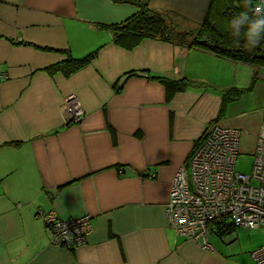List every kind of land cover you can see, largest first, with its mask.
I'll use <instances>...</instances> for the list:
<instances>
[{"label":"crops","instance_id":"obj_1","mask_svg":"<svg viewBox=\"0 0 264 264\" xmlns=\"http://www.w3.org/2000/svg\"><path fill=\"white\" fill-rule=\"evenodd\" d=\"M137 1L193 29L211 0H0V264L253 262L233 261L230 245L216 249L207 237L204 248L178 234L165 212L175 172L217 117L220 89L247 88L253 68L159 39L116 45L110 26L134 13ZM96 49L69 75L44 69L67 51L81 57ZM156 76L212 88L166 100ZM69 95L83 111L78 121L67 122L61 108ZM263 119L261 68L222 120L240 128L252 150ZM49 211L60 219L88 215L86 241L53 245L43 221ZM216 225L209 233L221 238L248 231L218 234L225 225Z\"/></svg>","mask_w":264,"mask_h":264},{"label":"built area","instance_id":"obj_2","mask_svg":"<svg viewBox=\"0 0 264 264\" xmlns=\"http://www.w3.org/2000/svg\"><path fill=\"white\" fill-rule=\"evenodd\" d=\"M260 11L257 12L256 9ZM264 25V0L253 8ZM61 108L66 121H78L83 111L73 95L67 96ZM212 123L186 164L174 174L165 206L166 216L175 231L204 248H209L208 233L213 225L231 223L246 230L264 233V119L251 151V173L235 169L242 139L240 128ZM51 232V243L72 249L84 243L92 231L88 215L60 219L54 211L43 213ZM254 264H264V243L251 250Z\"/></svg>","mask_w":264,"mask_h":264},{"label":"trees","instance_id":"obj_3","mask_svg":"<svg viewBox=\"0 0 264 264\" xmlns=\"http://www.w3.org/2000/svg\"><path fill=\"white\" fill-rule=\"evenodd\" d=\"M133 4L136 6L134 13L110 26L113 30V42L116 45L129 49L139 44L143 39H159L186 48L201 49L219 58L247 64L253 68L251 82L247 88L229 86L220 89L221 101L215 120L222 118L224 109L229 102L251 90L257 80V70L264 68V25L260 16L253 10L256 0H211L202 22L198 24L197 28L189 30H177V24H174L163 14L150 9L145 2L137 1ZM243 13L247 14V18L242 16ZM256 22H259V28L246 40L247 25ZM243 25L245 26L243 27ZM96 53L97 49L81 57H74L67 51L63 59L44 67V69L49 73L61 72L64 75H69L89 64ZM131 75L133 73L128 74V76ZM155 78L164 87L166 100H170L177 92L190 87L212 88L203 82L190 80L186 77L174 79L167 76H156ZM210 125L211 123L208 127ZM208 127L194 141L192 151L200 144ZM233 226L231 223H226L225 229L222 230L219 227L217 233L221 234L232 229Z\"/></svg>","mask_w":264,"mask_h":264},{"label":"rangeland","instance_id":"obj_4","mask_svg":"<svg viewBox=\"0 0 264 264\" xmlns=\"http://www.w3.org/2000/svg\"><path fill=\"white\" fill-rule=\"evenodd\" d=\"M189 30L187 28L178 27L177 30ZM222 122V127L224 125H230L227 122H224L222 118L212 121V123ZM246 146H252L251 143L245 142L240 144L239 153L237 155V158L235 160V169L249 174L251 173L252 169V162H253V156L251 151ZM241 234L236 236L234 238V235H228L229 237L221 238V236L216 235L215 233H209V242L215 246L216 249H224L225 247L231 246L230 251H227V253H231L232 257L237 259V256L239 255L241 259L247 255V257L250 258V261L252 262V258L250 257L251 250L257 248L261 243H264V233L261 229H250L248 231L240 230ZM235 264V263H233ZM253 264V262L251 263Z\"/></svg>","mask_w":264,"mask_h":264},{"label":"clouds","instance_id":"obj_5","mask_svg":"<svg viewBox=\"0 0 264 264\" xmlns=\"http://www.w3.org/2000/svg\"><path fill=\"white\" fill-rule=\"evenodd\" d=\"M256 11L259 12L260 9L257 8ZM242 16H243L244 18H247V14H246V13H243ZM244 26H245V25H243V27H244ZM258 28H259V22H256V23H249V24L247 25V31L245 32V38H246V40H247L251 35H253V34L257 31Z\"/></svg>","mask_w":264,"mask_h":264},{"label":"flooded vegetation","instance_id":"obj_6","mask_svg":"<svg viewBox=\"0 0 264 264\" xmlns=\"http://www.w3.org/2000/svg\"><path fill=\"white\" fill-rule=\"evenodd\" d=\"M211 124H212V122H211Z\"/></svg>","mask_w":264,"mask_h":264},{"label":"water","instance_id":"obj_7","mask_svg":"<svg viewBox=\"0 0 264 264\" xmlns=\"http://www.w3.org/2000/svg\"><path fill=\"white\" fill-rule=\"evenodd\" d=\"M67 122H68V120H67Z\"/></svg>","mask_w":264,"mask_h":264}]
</instances>
